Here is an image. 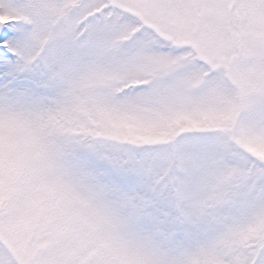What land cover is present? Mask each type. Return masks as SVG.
<instances>
[{
  "label": "snow or ice",
  "instance_id": "snow-or-ice-1",
  "mask_svg": "<svg viewBox=\"0 0 264 264\" xmlns=\"http://www.w3.org/2000/svg\"><path fill=\"white\" fill-rule=\"evenodd\" d=\"M0 264H264V0H0Z\"/></svg>",
  "mask_w": 264,
  "mask_h": 264
}]
</instances>
